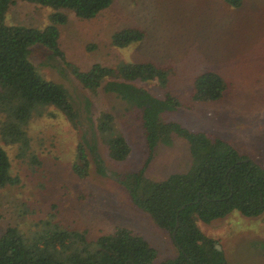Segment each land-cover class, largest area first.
Wrapping results in <instances>:
<instances>
[{"label":"rangeland","instance_id":"1","mask_svg":"<svg viewBox=\"0 0 264 264\" xmlns=\"http://www.w3.org/2000/svg\"><path fill=\"white\" fill-rule=\"evenodd\" d=\"M50 14L48 7L18 0L9 6L5 23L43 29ZM65 14L66 24L58 27L64 60L41 48L34 49L31 58L46 80L66 89L78 124L74 127L52 107L31 120L27 132L30 151L40 163L36 171L16 157L15 146L0 140L11 173L18 178L1 191L0 236L16 227L30 237L36 223L54 216V222L64 227L86 232L89 241L117 227L127 228L156 249L158 263L174 258L177 250L169 233L134 205L120 183L140 170L147 158L140 108L103 89L91 92L72 67L86 72L95 64L114 69L121 63H153L166 71V79L130 84L153 99L169 95L178 101L175 111L159 113L161 122H177L210 139H222L264 167V0H242L239 8L224 0H113L92 20ZM125 27L141 29L143 40L123 49L113 47L112 33ZM204 72L216 73L226 83L216 102L190 99L194 78ZM105 116L111 117L130 148L123 162L107 155L98 131ZM82 136L94 148L85 179L71 170ZM190 161L186 141L174 136L171 145L154 149L145 177L160 182L183 174ZM195 222L201 234L220 247L225 264H264V212L246 217L233 211L208 223Z\"/></svg>","mask_w":264,"mask_h":264},{"label":"trees","instance_id":"2","mask_svg":"<svg viewBox=\"0 0 264 264\" xmlns=\"http://www.w3.org/2000/svg\"><path fill=\"white\" fill-rule=\"evenodd\" d=\"M16 1L0 0V140L5 146H15L16 157L27 160L30 169L36 171L35 166L40 163L30 151L27 132L31 120L49 107L59 111L74 127L78 117L66 89L37 71L31 53L41 48L63 61L58 27L67 22L65 12H72L80 20H92L107 10L113 0H19L51 9L49 24L43 29L5 23L6 12ZM224 1L231 8H239L242 2ZM143 38L141 29L125 27L112 33L110 44L123 49ZM72 73L91 92L103 89L140 108L147 158L140 170L120 183L134 205L146 212L157 227L170 236L174 233L172 241L177 256L158 263L156 249L127 228L117 227L112 233L89 241L86 232L70 230L50 216L36 223L37 229L30 237L16 227L7 228L0 236V264H224L223 253L201 234L195 220L208 223L233 211L250 217L262 213L264 167L222 139H210L203 132L189 131L177 122H161L159 113L175 111L178 101L169 95L163 100L153 99L130 84L166 79V71L153 63H121L114 69L95 64L86 72L72 67ZM192 86L190 99L197 103L216 102L226 89L223 78L213 72L196 76ZM98 131L106 142L108 157L116 162L125 161L130 148L114 128L110 116L101 120ZM174 136L188 145L189 169L160 182L150 181L145 177V168L154 149L158 144L171 145ZM83 137L71 165L80 179L89 176L92 160L89 154L94 151ZM17 180L11 173L7 153L0 147V205L1 191L15 185Z\"/></svg>","mask_w":264,"mask_h":264},{"label":"flooded vegetation","instance_id":"3","mask_svg":"<svg viewBox=\"0 0 264 264\" xmlns=\"http://www.w3.org/2000/svg\"><path fill=\"white\" fill-rule=\"evenodd\" d=\"M231 146V145H230ZM249 158V157H248ZM249 160H251L250 158H249ZM252 161V160H251ZM253 162V161H252ZM236 212V211H235ZM264 212V209H263V211H262V213ZM232 213V212H231ZM237 213H239V212H237ZM262 213H260L259 215H261ZM230 214V213H229ZM228 214V215H229ZM239 214H241V213H239ZM242 215V214H241ZM258 215V216H259ZM227 216V215H226ZM225 216V217H226ZM244 216V215H243ZM246 217H250V216H246ZM255 217H257V216H255ZM163 230V229H162ZM165 231V230H164ZM171 237H172V235H171ZM172 239V238H171ZM173 240V239H172ZM173 242V241H172ZM174 245V244H173ZM213 245H214V247H215V249H216V245L213 243ZM218 247V246H217ZM217 250V249H216ZM219 251H221V249H220V247H219ZM224 264H225V260H224Z\"/></svg>","mask_w":264,"mask_h":264},{"label":"water","instance_id":"4","mask_svg":"<svg viewBox=\"0 0 264 264\" xmlns=\"http://www.w3.org/2000/svg\"><path fill=\"white\" fill-rule=\"evenodd\" d=\"M172 239H174V233H172ZM216 249L219 251V247L216 246Z\"/></svg>","mask_w":264,"mask_h":264}]
</instances>
